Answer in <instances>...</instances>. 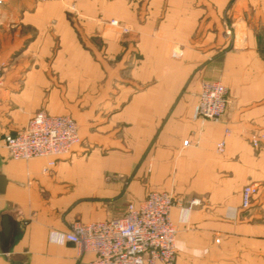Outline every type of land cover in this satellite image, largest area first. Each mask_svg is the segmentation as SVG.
<instances>
[{
	"label": "crops",
	"instance_id": "obj_1",
	"mask_svg": "<svg viewBox=\"0 0 264 264\" xmlns=\"http://www.w3.org/2000/svg\"><path fill=\"white\" fill-rule=\"evenodd\" d=\"M0 64V138L45 110L73 118L97 154L44 174L49 159L0 151V264L93 260L57 234L75 221L70 183L99 193L108 174L135 180L132 201L174 197L175 264H264V0H2ZM205 82L229 90L218 123L194 118Z\"/></svg>",
	"mask_w": 264,
	"mask_h": 264
},
{
	"label": "built area",
	"instance_id": "obj_2",
	"mask_svg": "<svg viewBox=\"0 0 264 264\" xmlns=\"http://www.w3.org/2000/svg\"><path fill=\"white\" fill-rule=\"evenodd\" d=\"M111 24L119 26L116 20ZM123 32L129 30L124 28ZM2 74L0 64V87ZM229 102V90L224 84L205 82L198 93L194 118L202 124L218 123ZM258 141H253V147H259ZM80 142L79 127L73 118L43 110L36 113L24 129L1 138L0 151H6L14 161L47 158L49 163L43 173L49 174L58 160L72 154ZM188 145L189 141L184 142V146ZM225 145V141L220 142L218 152L222 153ZM257 192L254 185L243 189V209L250 207ZM175 204L171 194L152 191L144 200L130 202L122 218L77 222L70 231L57 234V238L61 243L73 244L79 257L92 254L94 258L88 264H175L178 229L171 216Z\"/></svg>",
	"mask_w": 264,
	"mask_h": 264
},
{
	"label": "rangeland",
	"instance_id": "obj_3",
	"mask_svg": "<svg viewBox=\"0 0 264 264\" xmlns=\"http://www.w3.org/2000/svg\"><path fill=\"white\" fill-rule=\"evenodd\" d=\"M94 153L95 148L81 139L80 144L75 147L72 154L65 158L64 162L70 166L72 164L91 163L96 161L94 156L97 154ZM60 161L62 160H58L57 164ZM104 180V188L99 193H82L76 181L70 183V187L66 188L71 200L68 212L74 216V224L83 222L82 214L84 212L88 213L90 220L101 218L108 220L125 216L128 205L132 201L130 195L135 180L114 174L106 175Z\"/></svg>",
	"mask_w": 264,
	"mask_h": 264
},
{
	"label": "water",
	"instance_id": "obj_4",
	"mask_svg": "<svg viewBox=\"0 0 264 264\" xmlns=\"http://www.w3.org/2000/svg\"><path fill=\"white\" fill-rule=\"evenodd\" d=\"M7 181L5 177L0 176V194H3L6 190ZM1 227H2V234L6 241V243H9L12 232H13V220L10 215H3L2 221H1Z\"/></svg>",
	"mask_w": 264,
	"mask_h": 264
},
{
	"label": "clouds",
	"instance_id": "obj_5",
	"mask_svg": "<svg viewBox=\"0 0 264 264\" xmlns=\"http://www.w3.org/2000/svg\"><path fill=\"white\" fill-rule=\"evenodd\" d=\"M52 239H53V242H58V241L56 240V234H55V233H53V237H52Z\"/></svg>",
	"mask_w": 264,
	"mask_h": 264
}]
</instances>
